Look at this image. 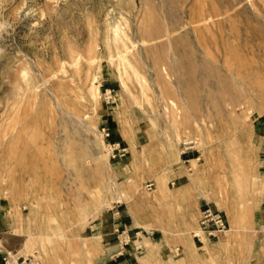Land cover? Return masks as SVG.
Returning <instances> with one entry per match:
<instances>
[{"label":"rangeland","instance_id":"1","mask_svg":"<svg viewBox=\"0 0 264 264\" xmlns=\"http://www.w3.org/2000/svg\"><path fill=\"white\" fill-rule=\"evenodd\" d=\"M206 205L230 229L200 243ZM8 252L264 264V0H0Z\"/></svg>","mask_w":264,"mask_h":264},{"label":"built area","instance_id":"2","mask_svg":"<svg viewBox=\"0 0 264 264\" xmlns=\"http://www.w3.org/2000/svg\"><path fill=\"white\" fill-rule=\"evenodd\" d=\"M104 131L106 128L103 129ZM107 136L110 134L106 132ZM113 145V144H112ZM122 155V154H121ZM155 183L148 182L146 187L148 190H154ZM230 229V223L226 213L212 205H206L201 210L200 219L198 222L197 230L193 232L194 238H196L200 243H204L205 241H213L219 233L227 232ZM15 255H11V253H7L5 257L6 264H14L17 262L21 256H17L14 258ZM26 258L23 262H26Z\"/></svg>","mask_w":264,"mask_h":264},{"label":"bare ground","instance_id":"3","mask_svg":"<svg viewBox=\"0 0 264 264\" xmlns=\"http://www.w3.org/2000/svg\"><path fill=\"white\" fill-rule=\"evenodd\" d=\"M135 70V69H134ZM138 78V77H137ZM140 78V77H139ZM97 87H95V88H93L92 90H93V92H92V94L94 95V96H97V93H99V92H97ZM92 95V96H93ZM99 95V94H98ZM95 99H96V97H95Z\"/></svg>","mask_w":264,"mask_h":264}]
</instances>
